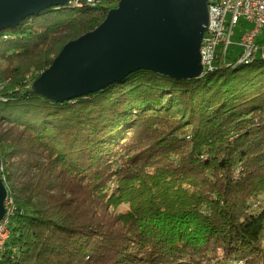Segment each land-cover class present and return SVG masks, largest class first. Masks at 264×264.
Wrapping results in <instances>:
<instances>
[{"label":"trees","instance_id":"16d2710c","mask_svg":"<svg viewBox=\"0 0 264 264\" xmlns=\"http://www.w3.org/2000/svg\"><path fill=\"white\" fill-rule=\"evenodd\" d=\"M100 3L0 30V59L23 61L0 74V143L32 169L0 171L14 190L0 264H264V58L237 63L233 45L198 78L138 70L63 103L33 92L22 76L98 25Z\"/></svg>","mask_w":264,"mask_h":264},{"label":"water","instance_id":"95a60500","mask_svg":"<svg viewBox=\"0 0 264 264\" xmlns=\"http://www.w3.org/2000/svg\"><path fill=\"white\" fill-rule=\"evenodd\" d=\"M72 1L0 0V30ZM207 5V0H119L93 29L67 41L30 88L63 103L103 90L138 70L176 80L201 77L206 73L200 45L208 24ZM247 56L239 53L236 62ZM6 196L0 174V220Z\"/></svg>","mask_w":264,"mask_h":264},{"label":"built area","instance_id":"2783aa9c","mask_svg":"<svg viewBox=\"0 0 264 264\" xmlns=\"http://www.w3.org/2000/svg\"><path fill=\"white\" fill-rule=\"evenodd\" d=\"M207 3L208 24L200 45L201 63L205 69L212 65L229 64L226 55L233 45L240 49V53L245 52L248 58L264 55V43L259 42V36L264 32V0H207ZM241 22H249L252 26L233 42V28Z\"/></svg>","mask_w":264,"mask_h":264},{"label":"rangeland","instance_id":"374dc122","mask_svg":"<svg viewBox=\"0 0 264 264\" xmlns=\"http://www.w3.org/2000/svg\"><path fill=\"white\" fill-rule=\"evenodd\" d=\"M119 0H103L100 4H102L105 7H109L113 8L117 5ZM108 9V10H109ZM107 10V11H108ZM252 26L251 23L249 22H241L239 24H237L234 28H233V33L231 36V39L233 42H236L238 39V36L245 31L246 29H249ZM260 38L264 37V32H262L259 36ZM16 59V58H15ZM25 60V62L27 63V59L26 58H22ZM14 59H12V61H8L6 59H0V74L5 70H8V72H10V70L13 67H21L23 64V61H13ZM40 74V73H39ZM37 70L30 68L28 69V71L22 76V79H24L23 81H25V83H27L28 85H30L32 83V81L39 75ZM37 75V76H35ZM4 76H0V80H2L3 82L7 81L9 82V85L11 84L10 78L6 79ZM1 81V82H2ZM9 85L7 86V88H9ZM3 128H5V124L0 125V132L3 131ZM8 145L6 143H0V171L1 170H5L8 166H12V168L21 175V178H25L27 176L28 173L31 172V168H29V166H27L28 164V159L23 155V154H13L11 156L7 155L8 150ZM5 178V176H4ZM2 180L4 182V184L7 187V191L12 192V194L14 195V190L13 188L10 187L8 180L3 179ZM22 180V179H21ZM17 184V182H15V185ZM14 197V196H13ZM125 208L124 204H119L117 207H111L110 213L111 214H116L117 212L123 210Z\"/></svg>","mask_w":264,"mask_h":264},{"label":"bare ground","instance_id":"6f19581e","mask_svg":"<svg viewBox=\"0 0 264 264\" xmlns=\"http://www.w3.org/2000/svg\"><path fill=\"white\" fill-rule=\"evenodd\" d=\"M84 1L88 4H91V5L97 4V3H95V1H86V0H84ZM257 57L264 58V55H259ZM254 58L255 57H250L244 61H250V60H253ZM222 60H223V57H221V62H222ZM220 65H222V64L212 65V66H210V68H206V72L212 71L215 67H218ZM1 81L2 80H0V100H4L5 97H4L3 93H4L5 89L7 88V86L9 85V82H7V81L1 82ZM5 205H6V210H5L4 216L1 219V225H0V256L4 252V249H5V243H6V240L8 238V234H9V228H8L9 216H10L12 209H13V207H12V196H11L10 192L8 193V191H7V196L4 200V208H5Z\"/></svg>","mask_w":264,"mask_h":264}]
</instances>
